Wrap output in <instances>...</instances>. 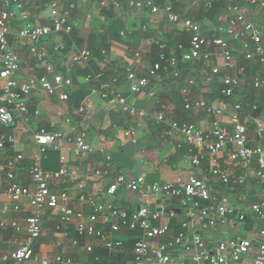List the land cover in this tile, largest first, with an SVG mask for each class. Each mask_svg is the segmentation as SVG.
<instances>
[{
	"label": "built area",
	"instance_id": "2783aa9c",
	"mask_svg": "<svg viewBox=\"0 0 264 264\" xmlns=\"http://www.w3.org/2000/svg\"><path fill=\"white\" fill-rule=\"evenodd\" d=\"M124 0H97L101 11L115 10L122 7ZM127 5L135 10H148L152 14L162 13L171 24H181L188 35L187 48L182 44L176 49L182 51L180 61L174 53H168L164 43L158 44L157 61L148 70L147 75H140L130 69L126 71V83L130 95H138L144 92L150 79L157 77L161 72L171 75L177 83L181 82L180 94L182 96L183 110L202 111L209 116L208 129H202L195 124L186 121L168 120L170 113L167 104H160L155 121L160 126L168 127L180 136L176 143V149H186L183 157L188 158L189 165L194 169L201 168L207 161L208 177L198 178L189 175L186 179H177L174 183H140L137 180H128L124 175L118 174L109 185L107 195L115 194L120 187L131 192H139L143 200L158 198L168 201L177 200L184 209V220L180 224L181 230L171 235V229L167 223H157L163 216V210L154 212L149 203L137 209L118 210L109 212L110 232L119 233L121 230L140 231V235L134 239L132 246L133 264H169V248L178 247L185 251H193V261L196 264H241L242 260L254 251L251 264H264V228L254 226L253 238H238L233 241L219 242L216 252L209 253L204 235L216 231L218 227H236L242 225L245 214L229 202L227 196L219 195L209 183L212 178L218 185L243 186L246 179L251 176L257 183L263 185V199L259 204H253L249 208L255 221H264V145L252 143L247 132V117L243 116L242 102H225L224 106L216 104L215 100L193 99L190 88L195 86L193 77H186L182 81V71L178 64L203 63L209 66L213 57L222 61V67L226 71L220 79L219 96L230 100L239 86V75L244 73V68L236 70L233 51L228 42L221 38L208 39L203 36L200 26L190 19H181L168 4L164 7L155 5L154 0H125ZM219 1V0H216ZM33 0H0V81L4 85L0 87V127L13 128L17 122L21 124V132L31 133L35 146V154L26 169L29 184L26 185L16 178L19 164L23 161L21 154L7 157L0 164V173L4 175V189L2 195L5 200H0V217L18 216L25 212L23 203L28 201L29 210L22 222L12 220L6 225L4 219L0 220V233L6 226L19 236L10 242L14 247L7 253H0L2 264H51V261H42L35 253V244L42 236L43 216L47 211L56 210L57 223L54 231L62 238L68 236L70 226L75 223L76 216L73 209L68 205L69 194L61 189L68 181L76 185L78 189L84 188L81 175L69 172L62 167L57 172L46 171L42 168V159L47 152L60 151L62 146H69L75 157H85L92 152L86 131L62 133L50 131L44 127L31 128L30 110L28 98L31 93L38 91L46 97H58L60 102L68 103L67 90L72 86V79L63 73L57 72L51 62V55L57 56L65 50L62 40L52 41L59 37H69L76 29L77 19L74 17L77 5L73 0H50L48 4V22L37 24L33 21L27 5ZM213 0L206 2L210 8ZM251 7L264 9L261 0H246ZM231 15L228 19L225 33L228 36H238L243 39V59L251 64H258L264 70V30L257 28L248 21L241 6L228 8ZM20 25L17 31H12L14 23ZM55 37V38H53ZM13 41H24L27 44L30 57L36 65L43 69L39 76L35 75L34 67H27L28 74L22 82L23 61L12 48ZM209 49L217 51L210 53ZM103 68L108 66L106 51H101ZM135 57L138 58L136 54ZM70 63L77 68H86L90 60V52L82 48L73 52ZM221 69L218 66L210 67L209 72L204 74V82L211 83L220 76ZM103 72L89 73L84 76L87 83L95 84L92 93H100L101 98L111 104L120 107L123 113L135 118H143L144 112L127 104L119 89V79L113 77L107 83H102ZM179 83V84H178ZM252 88L264 94V76L260 74L252 78ZM154 97V93H148ZM229 109L228 124L221 122L224 114L223 108ZM256 109V107H253ZM78 115L84 116L83 106L77 108ZM34 116L39 111H33ZM257 125L256 133L262 128ZM69 124L70 119H65ZM73 130V129H72ZM125 139L129 143L136 144V131L133 126L124 132ZM17 143L14 135L0 134V152L7 153ZM8 148V149H7ZM109 159V158H108ZM99 169L90 172V177L100 178L105 175ZM208 180V181H207ZM80 200L87 202L95 213L99 212V206L90 198L80 196ZM114 220V222H113ZM96 214L90 215L86 222L78 221L75 225V233L81 238H92L97 241L104 238L103 232L96 228ZM189 235L190 240H187ZM168 238L167 243L159 242V239ZM122 241L109 239L105 243L106 249L122 246ZM53 261L58 264H70L71 259L63 255H57Z\"/></svg>",
	"mask_w": 264,
	"mask_h": 264
},
{
	"label": "crops",
	"instance_id": "0c3cea01",
	"mask_svg": "<svg viewBox=\"0 0 264 264\" xmlns=\"http://www.w3.org/2000/svg\"><path fill=\"white\" fill-rule=\"evenodd\" d=\"M74 1L77 5L74 13L77 25L73 34L68 37L71 42L70 47H68L69 51L62 54V56L61 54L57 56L51 55L48 61L53 64L57 72L63 73L72 79V86L67 90V93L69 97L74 96V100H78L76 101L78 104L74 107L69 102H60L58 97H46L43 93L34 91L28 98L31 117L30 125L33 129L44 127L50 131L67 134L81 130L86 131L92 152L85 157H75L71 153L69 146L66 145L56 152L57 168L46 171L57 172L62 167H66L69 172H76L81 175L84 188L78 189L76 185L69 181L65 185H61V189L66 190L69 194L68 205L75 212V223L70 226L68 236L62 238L54 231L57 223L56 210L47 211L42 218L43 231L41 238L35 244V253L42 261H51V264H58L53 261L57 255H63L65 258L71 259L70 264H92L89 261L90 257L97 250H99V253L105 250L106 241L112 239L120 240L123 243L121 247L113 248L111 251L106 249L112 253V260L124 254V257L118 258V264H133L132 246L134 239L140 235V231L121 230L119 233H111L110 223L112 220L106 223L109 212L118 210L131 211L149 203V207L154 212L164 211L163 216L157 223L169 224L171 235H174L175 231L179 232L181 230L180 224L184 220V209L180 207L177 200L168 201L154 197L143 200L139 192L133 193L124 187H120L113 195H107L106 191L109 185L118 174L124 175L128 180H137L144 184L174 183L177 179H186L189 175H195L198 178L208 177L206 174L208 169L207 161L199 169L192 168L189 165L188 158L180 156L176 149V143L180 140V136L168 127L157 124L155 117L158 112V106L167 104L170 107V113L166 117L168 120L186 121L202 129H208L211 118L202 111L185 112L183 110L182 96L180 94L182 84L179 82L180 85L177 87V82L171 78L169 73L165 74L162 72L157 77L150 79L148 88L138 95H130L128 91L125 69H130L140 75H147L148 70L157 61L158 44L164 43L167 52L170 54L178 51L176 49L178 43H188L187 33L180 23L176 25L169 23L161 12L152 14L148 10L132 9L125 0L122 2L120 9L112 10L108 14L99 9L97 0ZM42 2L43 0H33L27 5L33 21L37 24L48 22V4L50 0L47 4H42ZM203 3L204 0H178L174 6V12L181 19H190L196 22L200 26L204 37L208 39L218 37L229 43L235 58L236 70L233 73L237 72L241 67L244 68V73L239 75L240 79H243V76L254 77L257 74L262 75L264 70L260 66H258L259 71L253 74L251 73V66L248 67L250 69H246L242 65L243 63L250 64L243 59V39L236 35L228 36L225 33V28L231 15L228 8L233 5L232 0H224V5L212 17L206 16L203 11ZM242 3L241 7L246 19L257 28L264 30V9L251 7L243 1ZM19 27L18 22H15L12 26V31H17ZM98 31L99 34H96ZM116 34L119 39L112 40L111 38ZM101 36L106 38V43L108 44L107 58L109 61L105 71L103 70V76L104 72H108L107 78L110 75H114L119 79V89L127 104L144 112V117L141 119L123 113L118 105L111 104L101 98L100 93H92L91 89L93 86L95 88L96 85L85 82V75H82V71L87 67L77 68L70 63L69 58L76 50L88 49L92 46L94 50L99 51ZM66 39L65 37H59L52 41L62 40L64 43ZM11 44L15 53L23 61L20 75L22 82L28 74V66L35 68L36 76L43 73V69L36 65L35 61L30 57L27 44L24 41H13L11 39ZM209 52L217 53L214 49H209ZM136 54L138 58L135 57ZM210 65L212 67L218 66L221 69V73L211 83H206L204 82V74L209 72ZM210 65L205 67L203 63H197L196 66L192 65L193 67L189 68L182 66V73H186L182 81H185L186 77L195 79V86L190 88L193 99L215 100L217 105L224 106V101L216 97L210 99V96H214V93L220 88V78L226 74V71L222 67L221 59L216 56L212 58ZM96 66L99 72L102 71V57L96 59ZM107 82L102 80V83ZM3 85L4 82L0 81V87ZM240 86L236 89L238 97L236 96L234 99L237 102H243L246 99L245 93L248 90V86ZM150 92L154 93V97L148 96ZM256 93H258V96L260 94L264 96L262 92L256 91ZM82 95H85L83 99L81 98ZM79 106L84 107V116L78 115L77 108ZM247 106L249 105L247 104ZM223 109L224 114L221 117V122L227 125L230 111L227 108ZM35 110L39 111L38 116L33 115ZM67 118L70 119L69 124L65 123ZM255 119H257L255 123H261L262 128L257 133L256 139H251V141L254 144L264 145V104L260 114ZM245 121L248 122L249 118L247 117ZM130 126H133L136 131L135 145L129 143L124 137V132ZM20 128L21 124L17 122L15 127L10 128L8 132L2 131L0 134L15 136L17 143L11 151L14 155L21 154L23 156V163L19 164V169L22 171L21 173L17 172L16 178L28 185L29 178L27 177L26 169L36 152L31 133L23 134ZM256 128L257 125H255V130ZM249 137L252 136L249 135ZM7 157V153L0 152V164ZM95 169L106 173L100 178H91L89 176L90 172ZM208 180L214 191L218 192L217 194L219 195L227 196L229 202L241 213H249L251 205L259 204L263 199V185L257 183L251 176L246 179L242 186L243 190L237 192L218 185L212 178ZM4 186V175L0 173V200L2 201L5 200L2 195ZM235 193H239L240 196L237 198ZM81 195L90 198L94 204L99 206V212L95 213L87 202L81 201ZM23 206L25 212L22 214L0 217V220L4 219L6 225H9L12 220H17L23 224V220L28 214L26 212L29 210L28 201H24ZM93 214H96L97 218L96 228L101 230L104 236L99 241L92 238L78 237L74 230L78 221L86 222L89 220V216ZM255 225L264 228V221H255L250 230L244 228V225H239L236 227H218L216 231L207 233V235H204V239L209 253L214 254L216 252V245L219 242L233 241L238 238H253L252 228ZM239 230L243 234H239ZM15 238H19V236L10 227L6 226L0 233V253L11 251L14 247L10 242ZM186 239L190 240L189 235H187ZM128 242L132 244H128ZM159 242L167 243L168 238L159 239ZM167 252L170 257L169 264H196L193 261L194 252L192 250L185 251L182 248L172 247ZM253 257L254 251H251L242 260L241 264H251ZM30 264L39 263L32 262Z\"/></svg>",
	"mask_w": 264,
	"mask_h": 264
},
{
	"label": "trees",
	"instance_id": "16d2710c",
	"mask_svg": "<svg viewBox=\"0 0 264 264\" xmlns=\"http://www.w3.org/2000/svg\"><path fill=\"white\" fill-rule=\"evenodd\" d=\"M74 1V0H73ZM208 0H204V3H203V11L205 12L206 16L207 17H212L216 12H218V10L221 8V6L224 5V0H219V1H216V0H213L212 4H211V7L210 8H207L206 7V2ZM242 1L245 3L246 0H232V3L234 6H241L243 5ZM264 2V0H261ZM49 2V0H43L42 4H47ZM178 2V0H154V3L155 5L159 6V7H164L165 5H170L174 10V6L176 5V3ZM232 5V6H233ZM113 10V9H112ZM111 9L108 10V11H105L107 14L110 13L112 11ZM73 34V33H72ZM71 34V35H72ZM188 36V35H187ZM102 38H100V41H99V51L98 50H94L92 46H90L88 48L89 52H90V60H89V63H88V66L85 70L82 71V75H87L89 73H98L99 72V69L97 68L96 66V59L98 57H102V54H101V51H108V44L106 43V38L104 36H101ZM67 38L66 40H64V44H65V50L62 51L61 54H65L67 51H69V48L70 47V39H68V37H65ZM187 38V37H186ZM112 40H117L119 39V36L116 34L114 35L112 38ZM94 40V39H93ZM178 44H182L183 47H184V50L187 48V44L186 43H178ZM177 44V45H178ZM176 45V46H177ZM182 51H175V55L177 56L178 60L180 61V55H181ZM197 63H181L179 62L178 64V67H179V70L181 71V67H186V68H189V67H193V66H196ZM193 65V66H192ZM243 66L246 67V69H250L248 68L249 66H251V73H255L258 70V64H246V63H243L242 64ZM247 65V66H246ZM162 74V72H161ZM182 79L181 80H184L185 78V72L182 73ZM109 75L108 72H104V76L102 78V80H105V81H110L113 77H115L114 75H110V77L107 78V76ZM261 76H264V72L262 71V75ZM247 82H249L248 84V90L247 92L245 93V100L242 102L243 104V116H247L249 118V121L247 123V132L250 136V139H256L257 137V133L255 132V125L253 123V119H255L261 112L262 110V107H263V104H264V96L260 94V96H258V93H256V91L252 88V85L250 83V81L248 80L247 78ZM90 85V84H89ZM88 85V86H89ZM236 96L238 97V93L237 91L235 90L234 92V96L233 98H231L230 100H225V99H222L220 96H219V89L216 91V93H214V96H210V99L212 98H218L224 102H234ZM85 97V95H82V99ZM80 98V100H81ZM78 100H74V96H70L69 97V104L72 105V106H77L78 102H76ZM247 104L249 106H247ZM253 107H256V109H253ZM10 128H7V127H0V132L2 131H5V132H8ZM8 149V148H7ZM178 153L180 156H183L184 154H186V149H182V150H178ZM7 154H8V157L10 156H14V154L12 153V151L9 149L7 151ZM23 163V162H22ZM21 163V164H22ZM42 168L44 170H50V169H55L57 168L56 167V164H57V155H56V152H53V151H49L46 153V155L44 156V158L42 159ZM25 168V167H23ZM22 170L19 169V171H17L18 173L20 172L21 173ZM16 172V174H17ZM226 189H231V190H234V192H237V191H241L243 190V187L242 186H235V187H231V186H226ZM237 198L239 195V193H235ZM245 194V193H244ZM255 222V218L254 216L251 214V213H247L245 214V218L243 219L242 221V225H244V228L250 230L252 225L254 224ZM179 230V229H178ZM177 234L178 231H175ZM132 244L131 242H128V244ZM125 255L124 254H121V257H124ZM112 253L109 252L108 250H102L100 251L99 253V250H97V252L95 254L92 255V257H90L89 261L92 263V264H118L119 260L118 258L120 259L121 257L118 256L117 259L115 260H112ZM105 260V261H104Z\"/></svg>",
	"mask_w": 264,
	"mask_h": 264
},
{
	"label": "rangeland",
	"instance_id": "374dc122",
	"mask_svg": "<svg viewBox=\"0 0 264 264\" xmlns=\"http://www.w3.org/2000/svg\"><path fill=\"white\" fill-rule=\"evenodd\" d=\"M96 34H99V31H98ZM61 56H62V54H61ZM61 56H59V57H61ZM210 66H211V65H210ZM211 67H212V66H211ZM74 68H75V67H74ZM101 70H102V72H103V70L105 71V68H102ZM249 77H250V76H248V77L243 76V79H240L239 86H240V85H241V86L244 85V87H245V86L247 87V86H248V83H249V82H247V78H248L249 81L251 80V82H252V77H253V76H251L250 78H249ZM251 82H250V83H251ZM241 86H240V87H241ZM238 233H239V234H243V233L241 232V230H239Z\"/></svg>",
	"mask_w": 264,
	"mask_h": 264
}]
</instances>
